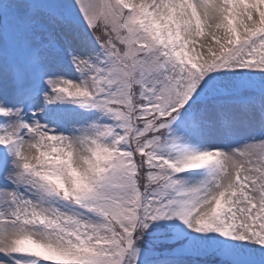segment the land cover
<instances>
[{
  "label": "snow or ice",
  "instance_id": "1",
  "mask_svg": "<svg viewBox=\"0 0 264 264\" xmlns=\"http://www.w3.org/2000/svg\"><path fill=\"white\" fill-rule=\"evenodd\" d=\"M0 264H264V0H0Z\"/></svg>",
  "mask_w": 264,
  "mask_h": 264
}]
</instances>
